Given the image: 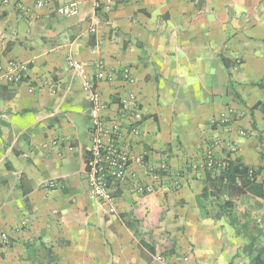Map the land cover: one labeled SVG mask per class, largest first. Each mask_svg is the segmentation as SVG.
Segmentation results:
<instances>
[{"label":"crops","instance_id":"1","mask_svg":"<svg viewBox=\"0 0 264 264\" xmlns=\"http://www.w3.org/2000/svg\"><path fill=\"white\" fill-rule=\"evenodd\" d=\"M68 1L0 0V264H249V238L226 192L212 194L205 162L212 152L264 165V0H113L98 11L79 0L66 17L57 8ZM11 59L28 65L17 84ZM98 61L113 74L98 83L111 115L128 88L144 113L132 149L142 160L116 184L114 213L87 183ZM161 163L157 181L149 169ZM257 185L253 216L264 214V170Z\"/></svg>","mask_w":264,"mask_h":264},{"label":"built area","instance_id":"2","mask_svg":"<svg viewBox=\"0 0 264 264\" xmlns=\"http://www.w3.org/2000/svg\"><path fill=\"white\" fill-rule=\"evenodd\" d=\"M53 0H36L37 6L45 5ZM95 8L110 6L113 0H94ZM18 8H22V3L17 2ZM57 12L66 17H74L79 12V0H70L58 6ZM71 65L80 69L86 77L82 64L77 60L71 59ZM96 73L87 79L89 88L88 99L90 103V138L91 145L89 155L86 160L87 183L90 194L107 205L111 213L115 212L114 189L119 181L126 179L129 167L135 160H142L136 157L133 146L142 137L141 123L144 120L142 103L137 93L128 88L118 96V109L111 115V109L103 101L102 93L98 83L113 77L106 68L103 61L96 63ZM28 68L26 62L11 59L7 67V81L10 84H17L25 79V72ZM122 79L127 86L134 85L135 80L131 68L126 66L121 71ZM226 122V119H223ZM226 166L224 158L216 157L212 152L207 154L205 167L207 170L218 172ZM149 171L155 180L169 171L167 163L153 165ZM252 173V170L250 171ZM253 179V178H252ZM154 190L153 185H138L139 193H150ZM264 197V196H263ZM3 242H8L7 235L3 234ZM163 261V259L161 258ZM166 264H182L165 261Z\"/></svg>","mask_w":264,"mask_h":264},{"label":"trees","instance_id":"3","mask_svg":"<svg viewBox=\"0 0 264 264\" xmlns=\"http://www.w3.org/2000/svg\"><path fill=\"white\" fill-rule=\"evenodd\" d=\"M223 61L228 65L225 57H223ZM224 160H226V166L223 169L218 172L208 170L217 173L214 178L212 194L218 195V193L226 192V214L231 219L237 233L249 238V245L245 249L250 260L249 264H264V229L253 216V212L261 209L263 203L255 195L248 192L249 188L258 186L257 178L264 170V165L249 166L239 158H231L230 155H227ZM203 194H208L207 188ZM258 194H264L263 191L261 193V188ZM136 235L138 236V233Z\"/></svg>","mask_w":264,"mask_h":264},{"label":"rangeland","instance_id":"4","mask_svg":"<svg viewBox=\"0 0 264 264\" xmlns=\"http://www.w3.org/2000/svg\"><path fill=\"white\" fill-rule=\"evenodd\" d=\"M254 216H256V219L260 221V224L262 225L264 229V214L256 213ZM260 219V220H259Z\"/></svg>","mask_w":264,"mask_h":264}]
</instances>
